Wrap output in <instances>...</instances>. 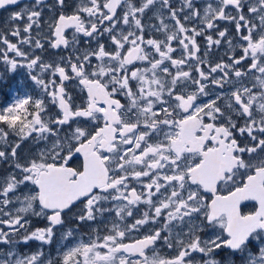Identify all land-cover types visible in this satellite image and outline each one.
I'll return each mask as SVG.
<instances>
[{
  "label": "snow or ice",
  "instance_id": "6c2138e0",
  "mask_svg": "<svg viewBox=\"0 0 264 264\" xmlns=\"http://www.w3.org/2000/svg\"><path fill=\"white\" fill-rule=\"evenodd\" d=\"M20 4L0 264H264V0Z\"/></svg>",
  "mask_w": 264,
  "mask_h": 264
},
{
  "label": "flooded vegetation",
  "instance_id": "af4514ba",
  "mask_svg": "<svg viewBox=\"0 0 264 264\" xmlns=\"http://www.w3.org/2000/svg\"><path fill=\"white\" fill-rule=\"evenodd\" d=\"M29 0H21V4L19 6H17L16 9H10L9 11L11 10H18V8L20 7H23V5L25 3H28ZM8 16V12L7 11H3V10H0V25H2V22L4 20V18H6ZM23 78V73H20L18 75H16L15 77V80L14 81H10V83H13V84H18ZM5 93L7 92V89L4 90ZM0 99H2V97H0Z\"/></svg>",
  "mask_w": 264,
  "mask_h": 264
}]
</instances>
